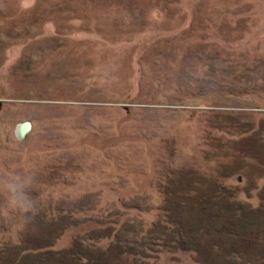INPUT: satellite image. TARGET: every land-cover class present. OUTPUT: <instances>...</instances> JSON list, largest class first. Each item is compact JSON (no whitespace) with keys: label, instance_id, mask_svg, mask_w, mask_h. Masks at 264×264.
<instances>
[{"label":"rangeland","instance_id":"rangeland-1","mask_svg":"<svg viewBox=\"0 0 264 264\" xmlns=\"http://www.w3.org/2000/svg\"><path fill=\"white\" fill-rule=\"evenodd\" d=\"M202 253L264 264V0H0V264Z\"/></svg>","mask_w":264,"mask_h":264},{"label":"trees","instance_id":"trees-1","mask_svg":"<svg viewBox=\"0 0 264 264\" xmlns=\"http://www.w3.org/2000/svg\"><path fill=\"white\" fill-rule=\"evenodd\" d=\"M173 230H175L176 232H178V230H179L180 233H181V231H185L184 229H180V227L177 228V229H175V227H174ZM191 237H192L191 234H187V236H186L187 240L186 241H187L189 247H194L195 241L193 239H191ZM54 241H55V239H54ZM54 241L52 240L51 242H49V243H47L45 245H42V246H38V247H30V248L29 247H24V248H21L20 249V254H19L20 260L22 258H24V257H25L24 260L25 259H29L32 256H34V257L35 256L36 257H38V256L42 257L43 254L52 255L54 253V251L57 252L59 250V249L54 248V246H52ZM194 249L197 251V248H194ZM207 254H209V253H202L201 254L202 255L201 261H203L205 263H209V264H239L240 263V259L236 260V258L234 259L235 261H233V260L231 261L230 260L229 262H226V263L225 262H221V261L213 262L210 259L208 260L209 255H207ZM242 258H243V256H242ZM17 261L18 260H16V262ZM244 264H249L248 260H246Z\"/></svg>","mask_w":264,"mask_h":264},{"label":"water","instance_id":"water-1","mask_svg":"<svg viewBox=\"0 0 264 264\" xmlns=\"http://www.w3.org/2000/svg\"><path fill=\"white\" fill-rule=\"evenodd\" d=\"M28 127H29V126H28V123H25L24 125H22V126H21V132H22V130H24V131L27 130Z\"/></svg>","mask_w":264,"mask_h":264},{"label":"bare ground","instance_id":"bare-ground-1","mask_svg":"<svg viewBox=\"0 0 264 264\" xmlns=\"http://www.w3.org/2000/svg\"><path fill=\"white\" fill-rule=\"evenodd\" d=\"M21 127V126H20ZM21 131V130H20ZM25 131L24 130H22V134L24 133Z\"/></svg>","mask_w":264,"mask_h":264}]
</instances>
